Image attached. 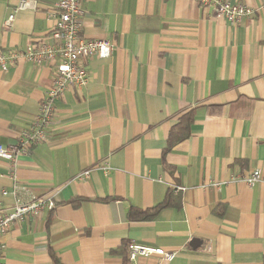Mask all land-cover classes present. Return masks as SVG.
<instances>
[{"label":"crops","instance_id":"obj_1","mask_svg":"<svg viewBox=\"0 0 264 264\" xmlns=\"http://www.w3.org/2000/svg\"><path fill=\"white\" fill-rule=\"evenodd\" d=\"M27 1L0 0L3 52L49 38L52 0ZM227 1L255 13L230 26L194 0H82V35L114 50L55 101L45 143L13 171L0 159V211L15 182L56 203L0 237L5 264H264V0ZM53 77L51 63L0 69V145L35 119ZM166 200L153 220L128 219ZM130 242L177 255L129 262Z\"/></svg>","mask_w":264,"mask_h":264},{"label":"built area","instance_id":"obj_2","mask_svg":"<svg viewBox=\"0 0 264 264\" xmlns=\"http://www.w3.org/2000/svg\"><path fill=\"white\" fill-rule=\"evenodd\" d=\"M200 7L210 8L212 14L221 17L230 26H237L243 20L251 17L255 11L240 3H230L227 0H194ZM82 0H52V7L48 11V18L52 20L49 38L33 44H28L24 50H0V69L7 71L18 60L40 67L51 63L54 67L52 86L45 92L39 103L35 119L24 129L17 141L12 145H0V159L9 163L11 171L16 167L19 157L28 156L31 150L47 141L54 111L55 101L69 88H82L88 82L85 62L91 58H109L114 45L105 39L88 40L81 33ZM34 9V3L20 0L14 12ZM13 14L4 22V28L9 29ZM110 171L108 166L103 168ZM89 171L82 172L76 179L84 180ZM12 174V173H11ZM248 186L262 182L260 171L254 170L241 178ZM15 182L11 190H4V196L11 195L15 201L12 207L0 211V237L15 223L33 221L46 211H53L56 207L54 196L36 197ZM182 188H175V192ZM177 252L165 251L162 248L145 246L135 242L127 245V258L133 262L137 258L158 257L164 262L175 259ZM1 256V246H0ZM0 264H5L0 258Z\"/></svg>","mask_w":264,"mask_h":264},{"label":"trees","instance_id":"obj_3","mask_svg":"<svg viewBox=\"0 0 264 264\" xmlns=\"http://www.w3.org/2000/svg\"><path fill=\"white\" fill-rule=\"evenodd\" d=\"M191 120H192L191 117L184 118V121H186V123H189ZM169 146H171V142ZM168 206H169V202L166 200L162 204L149 210L141 211L136 209H130L127 216L128 219L132 221H151L157 216L158 212H160L162 209ZM127 245L128 244L125 245L126 251H127Z\"/></svg>","mask_w":264,"mask_h":264},{"label":"water","instance_id":"obj_4","mask_svg":"<svg viewBox=\"0 0 264 264\" xmlns=\"http://www.w3.org/2000/svg\"><path fill=\"white\" fill-rule=\"evenodd\" d=\"M198 245V241L196 239H194L192 242H191V246L192 247H195Z\"/></svg>","mask_w":264,"mask_h":264}]
</instances>
